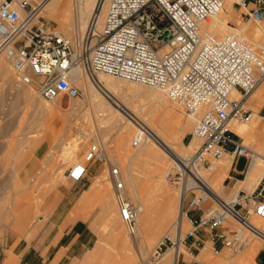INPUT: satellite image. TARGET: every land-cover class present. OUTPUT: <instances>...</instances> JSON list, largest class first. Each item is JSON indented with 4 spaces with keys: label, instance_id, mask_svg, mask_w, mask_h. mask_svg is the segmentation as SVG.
Listing matches in <instances>:
<instances>
[{
    "label": "built area",
    "instance_id": "2783aa9c",
    "mask_svg": "<svg viewBox=\"0 0 264 264\" xmlns=\"http://www.w3.org/2000/svg\"><path fill=\"white\" fill-rule=\"evenodd\" d=\"M44 1L0 0V56L21 83L33 86L46 101L73 100L81 90L69 80V71L80 64L91 78L101 72L163 87L171 101L194 117L191 135L198 143L189 155L175 157L166 174L179 186L180 216L191 229L174 239L165 235L151 260L160 257L163 247L184 244L187 237L189 262L181 253L174 264H198L194 251L206 240L212 251L225 248L231 253L241 251L250 237L264 241V173L252 190L242 187L253 151L231 128L232 121L252 118L253 109L246 101L264 81V43L234 33L215 37L201 32V23L219 11L223 0H106L103 11L98 4L84 31L73 38L43 23ZM233 3L244 9L248 19L264 20V0ZM164 31L166 35L158 39ZM233 91L237 97L231 96ZM146 132L139 125L133 147ZM224 154L230 156L229 166L214 189L198 170L211 171ZM103 157L102 147L86 151V160ZM239 157L245 158L241 172L235 169ZM83 172L82 166L72 178L79 179ZM110 175L119 215L133 233L135 207L121 191L118 167L113 166ZM251 215L262 222L252 223Z\"/></svg>",
    "mask_w": 264,
    "mask_h": 264
},
{
    "label": "rangeland",
    "instance_id": "374dc122",
    "mask_svg": "<svg viewBox=\"0 0 264 264\" xmlns=\"http://www.w3.org/2000/svg\"><path fill=\"white\" fill-rule=\"evenodd\" d=\"M64 3L66 2L64 1ZM69 6V8L72 9L75 7L72 5V2L69 3ZM40 11L41 19L47 26L54 27L71 38L80 34L78 29L77 31L76 29L72 31L70 28L62 26L59 19L60 15H46L43 9ZM241 20L245 21V24H248L245 26L252 30L255 21L248 19V17H241ZM229 31L231 30L227 29L225 32L222 31L224 34L219 32V35H213L222 37ZM235 33L245 39H249V42L252 41V43L255 41L260 42L257 41L260 40V38L264 40V38H262L264 37V33H262V35L261 33H254L257 35L256 37L254 34L250 35L245 32L244 34L241 32ZM255 38H257V40H255ZM4 61L5 60L0 56V64L2 65L0 66L3 67V70L5 66L6 71L1 70L3 72L0 71V74H2L0 76L4 77L7 73V76L0 78V264H50L53 259L51 260L50 256L47 257L49 242L45 239L48 233L47 217L53 212L60 199H62L66 193L69 194L71 202L74 204L77 198L92 184L93 180H95L96 176L99 174H101L105 178V182H107V192L110 198L105 201L104 198H101V195H99L100 193L93 195L89 194L91 197L81 210V217L87 220L96 239L93 241L78 239L73 246L74 252H77L76 257L69 256L63 259L59 264H69L73 259H77V264H140L142 259H150L149 264H157L162 253L165 251V247L160 251V257L151 260V253L155 245L165 235L171 239H174L175 236V220L177 219V209L175 206L179 187L169 182L166 178L167 172L172 168L173 161L168 159V164L170 162V165L167 164L161 181L156 177V172L151 167H147L144 164H140V166L137 165V168L135 167L134 172L138 177H136L138 179H136V181L138 182L137 188L139 197L146 205L147 203L150 205H147L149 215L148 218L144 219L145 221L143 220L140 233L141 235L144 233H151L146 242L152 241L149 244L147 243V245L146 242H144L142 249L138 248L135 243L132 242L129 243V249L125 248L126 250H124L123 246H119V243L114 242L116 241L114 239L115 231L110 227L113 220L109 219V217L112 216L111 211H113L118 218L117 222L119 224H117V226H119L121 231L118 227L117 229L122 238L125 235L129 237L123 221L118 214L115 189L109 167H118L120 178H125V182L122 180L124 186L123 195L137 208V201L131 195L132 193H130L132 189L131 181L125 177L128 176V173L126 172L127 157L124 156H126V151L129 148L131 149L130 151L139 149V147L137 149V147H132L131 145V141L134 137L133 134L137 131L138 122L133 119L136 122L134 126H131L132 133H130L131 136L129 135L130 137L128 136L129 138L126 140L127 145L124 146V148L123 146L118 148V126H107L103 121V115L100 116L98 114L99 109L97 107V110H95V107L89 106L88 104L85 105V103H83V106H80L81 108L75 107L76 104L83 102V93L79 98L74 100L62 99L60 104L49 103L51 106L55 104L54 108L58 112L57 114H59V120L53 121V119H50L43 113L41 106L37 105V103L35 105L29 103L23 96L21 90L14 89V91H10L13 83L19 81L12 72L9 64ZM108 76L112 78L114 84L106 87L107 91L104 92L105 96L111 100H116L117 106L127 115H130L127 111H131L132 108L136 109L140 105L149 104L148 106L153 105L156 108L158 107L157 109H162V107L169 106L170 103L173 105L176 104L174 109L182 118L181 121H183V123H185L186 120L189 122L186 129L183 130L184 133L181 137L182 146H179L178 143L176 146L182 150L183 146H187L192 142L193 145L189 144L188 146L191 147L182 150V152L189 150L188 153H190L193 151L197 145L196 143H198V140L191 135L194 119L189 117L178 103L171 101L165 96L166 94L163 91L165 99L167 98L169 102L165 104V101L156 96L158 92L156 87L151 88L149 85L127 81L117 76ZM1 82L3 85H1ZM10 83L12 85H10ZM262 83H264V81L252 91L251 95ZM13 87H15V85L12 86L11 90H13ZM25 87L26 85L20 84V88ZM26 88L32 90L33 94L36 96L35 101L39 103L42 101L44 104L47 103L46 105H48V102L39 99L41 97L34 87L27 86ZM251 95L248 97L246 105L253 109V118H255L256 112L258 115H264V103L256 101L255 106L252 105ZM258 119L260 122H264V118L258 117ZM125 122L128 123L126 119ZM160 124H162L161 121ZM255 136L258 138L252 137L251 139H246L241 137L243 143L248 145L252 151H255L258 147L257 145L260 143L259 140H257L260 135L257 134ZM46 141L49 142L48 145ZM98 147H102L103 149V159L86 160L84 153H86L87 150L93 151ZM125 147L128 149H125ZM258 149L257 152H261L260 149ZM122 150H125V153L123 152L124 154ZM46 153H49L50 156L47 155L45 157ZM244 164L245 158L239 157L235 166L238 170H242ZM82 166L84 167V172L79 179H73L71 177L66 179V177L76 175ZM262 169H264V166H262ZM202 170L207 169H201V171ZM226 170L223 175H225ZM213 176L214 175L209 174V181ZM159 182L160 184L162 183V185H160ZM255 182L254 180L249 185L248 191L251 190ZM241 184H243L242 187L246 186L245 183ZM218 186L219 183H213L214 189H218ZM162 187L167 191L163 190ZM173 206L174 208H172ZM24 207H27L23 213L24 228L18 229L13 213L14 211L16 212V209H23ZM40 215H42V217H40ZM94 217H98V223L93 229L90 226V220ZM154 226L155 228L153 229ZM144 229H147V232H145ZM182 229L180 236H183L184 233L191 229L188 220ZM98 233L103 235V242L100 249L96 251L94 255H91L90 251L95 247L94 244L97 242ZM149 239L150 241H148ZM258 239L257 237H250L248 243H251V241H260L259 249L254 257V264H264V253L261 251L262 247H264V241ZM62 242H65V239ZM188 242L189 237L185 239V245L181 242L179 243L186 251L184 258L186 263L189 262L190 259L187 248ZM114 243L116 246H114ZM167 247H170V245L168 244ZM207 249V252H209V255L208 253L207 255L210 257L212 255L213 257L211 258L212 262L219 261L223 256L235 258V256H239L244 250L243 248L238 253H231L227 249L222 248L215 252L210 249V244ZM52 250L51 248L50 252ZM60 250L63 251L62 248ZM198 252L195 250L194 256ZM123 255H126V257ZM53 264H55V262ZM198 264L210 263L198 261ZM213 264H215V262Z\"/></svg>",
    "mask_w": 264,
    "mask_h": 264
},
{
    "label": "bare ground",
    "instance_id": "6f19581e",
    "mask_svg": "<svg viewBox=\"0 0 264 264\" xmlns=\"http://www.w3.org/2000/svg\"><path fill=\"white\" fill-rule=\"evenodd\" d=\"M64 1L66 3H64ZM105 1L106 0H104V1L103 0H45L42 4L40 10L43 9V11L45 12L46 15H54V16L60 15L59 19H60V24L62 26L66 27V28H70L72 31L75 29L77 31V29H78L80 34H81V32L84 31V28H85V26H86V24L90 18L91 9L92 8L94 9L99 4V6H101V11H103V5H104ZM71 2H72V5L75 6V7L72 6L73 9L69 8L70 7L69 3H71ZM101 2H103L102 5H101ZM220 9L216 14L206 18L201 23L200 30L202 33L208 32L210 34L212 33V35L213 34L216 35L219 32H222V31L225 32V30H227V29L231 30L232 32L229 31V32L225 33V35L231 34V33L236 34L235 32H241L243 34L245 32L246 34H250V35H252L254 33H261V35H262V33H264V30H262V26H264V22H261L264 20H258V19L253 20V21H255V23H254V26H252L253 27L252 30L249 29L247 26H245V25H248L245 23H242V25L240 24L241 25L240 27L239 26L233 27L232 25L227 24L225 21H223L221 19L222 13H221ZM243 11H244V9H243ZM246 27H247V29H246ZM254 36L256 37L257 35L254 34ZM257 38H255V40H257ZM262 38H264V37H262ZM247 40L249 41V39H247ZM257 41H260V42L255 41L254 43H264V40H262L261 38H260V40H257ZM1 66H0V71L3 70V67H1ZM82 68H81V65L79 64V65L71 68L69 71V80L77 88L82 90L81 95H82V93L84 95L83 102L76 104L75 107L83 106V103H85V105L88 104L89 106L95 107V110H97L96 109V107H97L99 109L98 114L100 116L103 115V121L106 123L107 126H109V127L118 126L119 127V129H118L119 142L117 144L118 148L119 147L121 148L122 146L124 148V146L127 145L126 140H127V138H129L131 136L130 133H132V127L131 126L132 125L134 126V123L136 121L139 124L137 123V126H138L136 128L137 131L135 130L136 133H134L133 136H136V134L139 130V125H141L147 131L145 133V135L143 136L140 144L137 146V149L139 147L138 150L130 151L131 150L130 148L128 149L125 147V149H128L126 151V154H125L126 156L123 155L125 153L124 152L125 150L124 151L122 150V153L123 152L124 153L121 154L124 157H127V163H126L127 164L126 165L127 170H126V172L128 173V176H125V177L131 181L132 189H131L130 193H132L131 195L137 201V203H136L137 208L135 207L136 216H135L134 232L131 233L127 230L124 221L121 219V217L119 215L120 219L123 221L126 232L129 234V237L125 235L122 238V236L119 232V230H120L119 226H117V224H119L117 222L118 218L115 217L114 215L110 216L111 220H113L111 226L113 227L114 224H116V226L119 229V230L117 229L115 231L114 239L116 241H114V242L119 243V246H123L124 250L129 249V243H132V242H134L138 248L142 249L144 242L147 241L149 235L151 234V233L150 234L144 233L141 235V233H140V231L142 229L141 225H143V220L148 218V215H149L148 206H150V205H148L149 203H147V205H148L147 206L146 203L141 201V199L139 197L138 188H137L138 182L136 181V179L138 177H137V174H135V172H134L135 167L137 165L140 166V164H144L147 167L148 166L151 167L156 172V177L158 179H160V181H161V179H163L162 175H163V173L166 169V166L168 164V159H171L173 161V164H174L175 160H176L175 157L183 158V157H185L191 153V152L188 153L189 150L183 151V152H186V153H183L182 150L190 148L191 146L189 147L188 145L192 144V142L189 143L187 146H183L184 148L182 147V150H180L181 148L179 149L176 146L177 143L179 146H182L181 137L183 136V133H184L183 130L186 129V126L189 124V122L187 120L185 123H183V121H181L182 118L174 109V106L176 104L173 105L171 103L169 104V106L162 107V109H157L158 107L156 108L153 105L148 106L149 104L148 105H140L136 109L132 108L131 111L130 110L127 111L130 115L123 113L122 110L117 106L116 100H113V99L111 100L110 98H107V96H105L104 92L107 91L106 87L114 84L113 83L114 81L112 80V78L108 76L110 74L99 72L93 78H91L87 73H85L82 70ZM6 70H7V67H6ZM3 71H5V66H4ZM3 71H1V72H3ZM82 71L84 72V74ZM0 75H2V74H0ZM5 76H7V73L4 75V77ZM2 77L0 76V78H2ZM10 80H11V78H10ZM124 80H126V79H124ZM127 81H129V80H127ZM20 84H23V83H21L20 81L13 83V85H15V87H13V90H11L13 85L10 83V85H12L10 91L12 92V91H14V89L15 90L16 89L21 90L23 96L25 97V99L29 103L34 104V105L37 103V105L41 106V108H42L41 110L43 111V113L45 115H47L50 119H53V121L59 120V114H57L58 112L54 108L55 104H52V106H51V105H49V103L60 104V102H61L60 100L54 99L52 101H46L38 94L41 97L39 99H43L44 101L48 102L49 106L46 105L47 103L44 104L42 101L39 103L38 101H35L36 96L33 94L32 90L26 88L27 86H30V87H33V86L28 85V84H24V85H26V87L20 88ZM140 84H142V83H140ZM1 85H3L2 82H1ZM152 87H156L158 89L156 96L159 97L160 99H162L163 101H165V104H166L168 102L167 101L168 99L167 98L165 99V97H164L165 89L163 87H159V86H151V88ZM111 88H112V86H111ZM155 91H157V90H155ZM19 94H17V95H19ZM165 94H166V92H165ZM165 96H167V94ZM231 96L237 97L238 95L236 94V92L233 91V92H231ZM251 98H252L251 104L254 106H255L256 101L259 103H261V102L264 103V83H262L261 86L257 90H255V92H253V94L251 95ZM74 99H77V98H74ZM256 110H257V108H256ZM189 117H191V116H189ZM100 118H102V117H100ZM123 118H124V120H123ZM191 118L194 119V117H191ZM252 118H253V116H252ZM125 119L128 121V123L125 122ZM133 119L136 121H134ZM257 119L258 118H257V114H256L255 118H253L251 121H248V122L232 121L231 122V128L240 137H244L246 139H251L252 137H257V136H255V135H257V131H258L255 128V123H256ZM160 121L162 122V124H160ZM259 138H261V137L259 136ZM175 139H176V143H175ZM196 139H195V141H196ZM254 140H255V138H254ZM193 143H194V141H193ZM131 145H132V141H131ZM257 146H256L257 149L259 148L261 152H257V149L255 151L253 150V154L251 156V159L249 160L243 182L240 181V184L245 183L246 185H248V187L254 180L255 181L259 180L262 173H264V169H262V166H264V144L259 143V145H257ZM49 153L48 154L46 153L45 157L47 155H49ZM84 156H86V153H84ZM72 157H73V155H72ZM229 157L230 156H228L227 154H224L223 157L221 159H219L218 163L216 162L217 165L215 163V165L211 171H208V170H202L201 171V169H199L198 174L200 176H202L207 181V183H209L213 187L212 181L211 180L209 181V174L213 175L215 169L218 167H221L225 171L228 168V165L230 162ZM168 165H170V162ZM112 167L113 166L109 167L110 173H111ZM136 171H137V169H136ZM205 172H208L209 174L205 173ZM117 178L120 181L124 180V182H125V178L121 179L119 175ZM105 181H106L105 178L101 174H99L96 176L95 180H93V182L90 186V188H94V186H95L98 189L103 190L101 193L102 198H104L105 195L107 194V182H105ZM112 183H113V186L115 189L114 182H112ZM159 184H160V182H159ZM160 185H162V183ZM241 185H243V184H241ZM123 189H124V186H123ZM163 190H165V188H163ZM121 191L123 193V190H121ZM165 191H167V190H165ZM115 194H116V189H115ZM164 194L168 195L166 193H164ZM175 197H176V195H175ZM165 200H167V199H165ZM116 202H117V200H116ZM171 202H173V201H171ZM170 205H168V206H170ZM180 205H181V199H180V193H178L177 199H176V206H175L177 209L176 210L177 214L175 213L177 215L176 216L177 219L175 220L176 226L174 229L175 236L177 235L176 237H178V235L180 236V232H182V230H183L182 228L184 227V225L187 221L185 217L180 216ZM149 208H151V207H149ZM172 208H174V206ZM168 209H170V208H168ZM167 211H169V210H167ZM118 214H119V209H118ZM163 218H165V217H163ZM149 220H150V218H149ZM250 221L256 225H259L262 222V219L256 215H251ZM155 226L153 227V229L155 228ZM144 230H145V232H147V229H144ZM150 239L148 241H150ZM151 241L146 242V245H147V243L148 244L151 243ZM115 243H114V246H116ZM179 243L176 246H170V247L165 248V251L162 253V256L160 257V260L157 264H174L175 259H176L178 254H181V253L186 254V251L184 250L183 246ZM259 243H260V241L259 242L258 241H253V242L251 241V243H248L247 246L244 247L243 252H241V254L239 256H235V258H228L229 256L228 257L223 256V257H221V259L219 261H214V262H215V264H254V257H255V255L259 249V246H260ZM209 244H210V241L206 240L204 245L199 248V252L194 256V258L196 260L209 262L210 264L214 263L211 260V258H213L212 255H211V257L208 256L209 252H207V250H208L207 248L209 247ZM210 249H211V247H210ZM207 253H208V255H207ZM123 256L126 257V255H123ZM145 260L146 259H142L140 264H142L143 261H145ZM149 262L147 264H149Z\"/></svg>",
    "mask_w": 264,
    "mask_h": 264
},
{
    "label": "crops",
    "instance_id": "0c3cea01",
    "mask_svg": "<svg viewBox=\"0 0 264 264\" xmlns=\"http://www.w3.org/2000/svg\"><path fill=\"white\" fill-rule=\"evenodd\" d=\"M220 11L222 13V17L220 16L221 19L227 24L232 25L233 27H240L242 23H246L245 21L241 20V17H247L243 9L238 5L234 4L232 0H223V4ZM262 30H264V26H262ZM256 114L257 118L262 117L261 115H258L257 112ZM255 128H257L258 130L257 134L261 136V139L259 138L257 140H259L260 143L264 144V122H260L259 119H257L255 123ZM48 143L49 142L46 141L47 145ZM235 169L238 172H241L243 170H238L236 166ZM224 172V169H222L221 167L216 168L213 173L214 176L211 178L212 183L220 184L224 179ZM245 173L243 178L241 179V182H243ZM75 176L76 175L69 176L66 177V179ZM257 181L255 182V184L257 183ZM255 184L252 185L251 190L255 186ZM90 186L82 192V194L77 198L74 204L71 202L69 194L66 193L63 198L60 199L53 212L47 217L48 233L45 239H47L49 242L47 249L49 252L47 253V257L50 256L51 260L53 259L50 264H53L54 262L55 264H59L63 259L68 258L69 256L76 257L77 252H74L73 246L75 245L78 239H88L89 241H93L96 239V236L89 227L87 220L81 217V210L85 206L87 200L91 197L89 194L93 195L100 193L99 195H101V192L103 190L98 189L95 186L94 188H90ZM243 188L247 190L249 187L248 185H246ZM109 198L110 196L107 192L104 197V200L107 201V199L109 200ZM26 209L27 207H24L23 209L19 210L16 209V212L14 211L13 213V217H15V222L18 229L24 228L25 223L23 220V213ZM111 214L115 216V213L113 211H111ZM40 217H42V215H40ZM109 219L111 218L109 217ZM97 223L98 217H94L92 220H90V226L93 229L95 228V225ZM110 227L113 228L114 231L117 230L116 224H114L113 227ZM64 239L65 242H62ZM96 241V244H94L95 247L90 251L91 255H94V253L100 249V246L103 242V235L98 233ZM51 248L53 250L50 252ZM61 248L63 249V251L60 250ZM182 254L183 258H185V254ZM77 262V259H73L69 264H77Z\"/></svg>",
    "mask_w": 264,
    "mask_h": 264
},
{
    "label": "water",
    "instance_id": "95a60500",
    "mask_svg": "<svg viewBox=\"0 0 264 264\" xmlns=\"http://www.w3.org/2000/svg\"><path fill=\"white\" fill-rule=\"evenodd\" d=\"M167 31H164L159 37L158 39H162L165 35H166Z\"/></svg>",
    "mask_w": 264,
    "mask_h": 264
}]
</instances>
